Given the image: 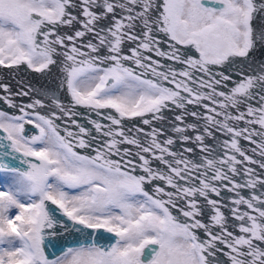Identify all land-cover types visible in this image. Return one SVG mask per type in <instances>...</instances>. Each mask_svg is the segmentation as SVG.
<instances>
[{"label": "snow or ice", "instance_id": "obj_1", "mask_svg": "<svg viewBox=\"0 0 264 264\" xmlns=\"http://www.w3.org/2000/svg\"><path fill=\"white\" fill-rule=\"evenodd\" d=\"M257 51L264 0H0V66L60 73L44 99L0 82V101L20 113L0 110V174L13 179L0 190V264H264ZM65 88L68 105L56 95ZM76 106L108 123L89 120L92 135ZM166 110L178 111L172 135L155 126ZM63 117L78 132L61 135ZM216 133L229 139L206 143ZM70 234L78 246L49 259L45 244Z\"/></svg>", "mask_w": 264, "mask_h": 264}, {"label": "water", "instance_id": "obj_2", "mask_svg": "<svg viewBox=\"0 0 264 264\" xmlns=\"http://www.w3.org/2000/svg\"><path fill=\"white\" fill-rule=\"evenodd\" d=\"M79 27V26H77ZM91 37H86L84 39V43H87L88 39H90ZM166 39V38H165ZM129 46H134V45H125L124 46V52L125 54H130L128 53L127 49ZM165 50H167V45H162ZM82 51H87V49H82ZM147 55H152L154 59L160 60L161 63L164 64H172L171 61L168 60H163L160 57H156L154 54L151 53H146ZM256 63L258 64L260 61L264 60V55H262L259 51H257L255 53V57H254ZM175 67H180L179 65H175ZM23 81V84L25 87H27L28 85H31L32 88L36 89L37 92H34L32 95V98H41L44 99V96L41 95L40 93L47 91V90H56L59 88V84H60V73L58 71V69H53L52 74L47 76V77H43L38 73H33L31 72V70H25L24 66H21L19 71H15V70H10V69H6L3 68L2 66H0V82L8 84L11 88V91L13 93H15L16 91L19 90V82ZM168 86V85H166ZM0 94H3L2 91H0ZM56 95L59 97V99L65 104L68 105L69 101H70V96H68L66 88L65 89H60L59 91H56ZM11 99L14 103H16L17 105L20 104H27L30 103L31 100L29 97L26 96H11ZM47 103V101H46ZM191 108V106H189ZM0 110L2 111H6L9 115H19V111L18 108H9L8 105L2 101H0ZM41 112V114L47 115L48 114V109L44 108V109H40L39 110ZM75 112L80 113V115H76L73 117V119H75L79 124L83 125L85 128L89 129L92 131V135H97L92 127V125L89 123V120H99L101 123H108L107 121H104L102 119V117H98L96 116L95 112H89L86 108L80 107V106H76V108L74 109ZM104 111V110H102ZM107 111H114V110H107ZM200 111H203L202 109H200ZM175 114H178V111H165L164 115L166 117V120L163 122V124L161 122H155V126L156 127H165L167 129V135H172L171 132V128L168 127V123L171 121H174V116ZM193 122V118L192 117H187L186 119V123H191ZM55 123L57 125L60 126V134L64 135V129L68 128L69 130L73 131V132H78V129L76 128L75 125H72L71 122L69 121L68 117H63L60 120H56ZM133 123L138 124L140 127H144L146 131H150L151 129L148 128V126H144L142 124H139V119L138 118H134ZM179 123V122H176ZM125 125L126 127H131L132 125L128 122L125 121ZM243 126V124L241 123V127ZM257 128L258 130V126H254ZM26 129L28 131L29 135L32 134H38V130L34 129L31 125H27ZM190 135H195V133L190 132ZM217 136V140L213 141L212 139H208L206 140V143L208 144H217L219 142H222L225 139H229L228 136L226 135H222L221 133H216ZM166 137H161V139H164ZM240 144L241 147H243L244 149H246L248 151L249 155H252L251 149L255 147V145L250 144L248 141L241 139L240 140ZM189 147H193V145L189 144L187 145ZM127 147H132V146H127ZM179 145H175L174 148H178ZM78 152H80L81 154H87L86 150H82V149H76ZM197 154H199V149H196ZM94 154V153H93ZM222 154V152H221ZM190 156L192 154H189ZM118 159V157H116ZM257 159H259V157H256ZM18 163V162H16ZM154 166H157L156 164H154ZM251 167L256 168L257 172H260L261 170L258 168V166L256 165H251ZM237 180L240 182H243L242 177H237ZM242 194L247 195L248 194V190L247 189H243L242 190ZM233 195L232 193H227L224 192L222 193V197L217 198V197H213L215 199H223V197L225 196H231ZM226 202V201H225ZM223 211H225L228 215H229V219L231 220V216L230 213H228L227 209H223ZM106 235H110V234H106ZM79 239L75 234H70L67 235L63 240H61V242L59 244H57L55 247L49 246L47 244H45V255L48 256L49 259H55L57 256L61 255L63 250L66 249L67 247H76L78 246L79 243ZM111 241L108 239L99 241V243L103 244V245H107L108 243H110ZM226 259V258H224Z\"/></svg>", "mask_w": 264, "mask_h": 264}, {"label": "rangeland", "instance_id": "obj_3", "mask_svg": "<svg viewBox=\"0 0 264 264\" xmlns=\"http://www.w3.org/2000/svg\"><path fill=\"white\" fill-rule=\"evenodd\" d=\"M13 184V179L7 174H0V190L7 191Z\"/></svg>", "mask_w": 264, "mask_h": 264}]
</instances>
